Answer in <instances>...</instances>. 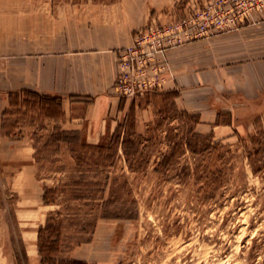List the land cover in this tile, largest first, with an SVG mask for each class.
<instances>
[{
  "label": "rangeland",
  "instance_id": "rangeland-1",
  "mask_svg": "<svg viewBox=\"0 0 264 264\" xmlns=\"http://www.w3.org/2000/svg\"><path fill=\"white\" fill-rule=\"evenodd\" d=\"M162 2L164 10L173 13L144 29L166 26L207 0ZM161 59L169 71L166 54ZM162 88L137 90L127 97V111L99 142L112 144L103 159L84 151L76 162L67 145L55 154L44 150L38 164L29 152L0 153V264H18L23 252L27 264H40L37 231L56 212L63 221L58 259L92 264H264L260 112L232 104L219 111L215 122H229L231 128L207 127L201 130L202 138H194L197 116L179 115L172 92ZM45 115L34 108L12 109L6 125L36 126L34 133L30 128L26 133L34 134V146L42 149L51 132L50 126L41 130ZM176 115L179 118L173 119ZM15 136V141L22 138ZM185 144L207 149L196 155ZM166 154L173 156L170 164L155 172ZM29 163L46 180L31 179L23 169ZM56 186V204L45 206L43 188Z\"/></svg>",
  "mask_w": 264,
  "mask_h": 264
},
{
  "label": "crops",
  "instance_id": "crops-1",
  "mask_svg": "<svg viewBox=\"0 0 264 264\" xmlns=\"http://www.w3.org/2000/svg\"><path fill=\"white\" fill-rule=\"evenodd\" d=\"M162 1L0 0V153L29 152L39 163L34 134L26 133L36 126L6 125L10 94L18 91L60 99L62 116L45 118L41 128L50 126L48 135L77 132L86 143L101 142L129 106L115 90L120 51L145 26L169 19L173 12L164 10ZM166 58L169 71L160 91L177 93L174 107L197 116L198 134L207 127L231 128L229 122H215L232 104L260 112L264 121L260 16L236 31L172 49ZM16 133L22 138L15 141ZM64 145L69 147L61 143L49 150L58 152ZM23 169L31 179L46 180L30 163Z\"/></svg>",
  "mask_w": 264,
  "mask_h": 264
},
{
  "label": "built area",
  "instance_id": "built-area-1",
  "mask_svg": "<svg viewBox=\"0 0 264 264\" xmlns=\"http://www.w3.org/2000/svg\"><path fill=\"white\" fill-rule=\"evenodd\" d=\"M255 15L264 19V0H207L166 26L140 30L132 44L120 51L115 90L124 98L137 90H158L168 73V65L161 59L166 52L236 31L253 22Z\"/></svg>",
  "mask_w": 264,
  "mask_h": 264
},
{
  "label": "trees",
  "instance_id": "trees-1",
  "mask_svg": "<svg viewBox=\"0 0 264 264\" xmlns=\"http://www.w3.org/2000/svg\"><path fill=\"white\" fill-rule=\"evenodd\" d=\"M172 98L176 97L177 93L172 92L169 93ZM25 109L27 111L28 108L38 109L46 113V118H60L62 116L60 99L58 97H52L49 95H41L33 91H18L10 94V105L5 110L4 115H9L12 109ZM174 108V107H173ZM178 111V110H177ZM176 111V112H177ZM180 114H184L183 112H179ZM179 118L178 115L173 117V119ZM190 118L193 120L194 117ZM197 123V121H195ZM194 138H202L198 133L193 134ZM61 143H67L70 147V151L74 155V160L76 162H81L82 158L80 154L84 151L91 152L98 157L103 159V155L106 151L112 150V144L105 146L102 143L97 145L87 144L84 141L81 142V139L77 132H66L55 130L53 133L47 136L45 144L42 149L37 148L35 153L36 160L39 159V156L42 155V152L45 150L57 148ZM79 143V144H77ZM79 145L78 149L75 147ZM188 146V150L192 154H201L206 151L207 148H203L201 150L194 149L192 145L185 144ZM52 151V150H51ZM55 150L52 154H55ZM172 155H165L162 160L158 163L155 168V172H159V167L163 166L167 168L172 159ZM79 165V164H78ZM112 165V164H110ZM133 167L129 166V170L133 171ZM258 172V171H255ZM73 185H79L75 183ZM59 186L56 187H44L42 202L45 206H52L56 204ZM105 218H108L105 216ZM116 219V217H115ZM62 229H63V221L59 215V213H50L45 220V224L40 226L37 231V252L40 258V264H92L82 260H63L58 259L57 256L60 253V244L62 238ZM18 264H27V256L26 253L23 252L20 257L17 259Z\"/></svg>",
  "mask_w": 264,
  "mask_h": 264
}]
</instances>
